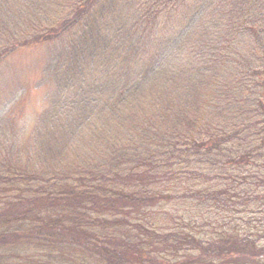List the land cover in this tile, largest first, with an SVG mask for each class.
I'll return each mask as SVG.
<instances>
[{
  "label": "trees",
  "instance_id": "obj_1",
  "mask_svg": "<svg viewBox=\"0 0 264 264\" xmlns=\"http://www.w3.org/2000/svg\"><path fill=\"white\" fill-rule=\"evenodd\" d=\"M114 1L55 0V21L38 0L32 15L0 6V60L62 49L86 19L69 7L93 14ZM123 1L108 45L83 31L69 49L78 70L54 84L58 104L32 138L0 117V264H264V0H208L210 21L206 0ZM204 23L208 41L189 29ZM150 49L158 73L147 83ZM197 57L200 69L185 67Z\"/></svg>",
  "mask_w": 264,
  "mask_h": 264
},
{
  "label": "rangeland",
  "instance_id": "obj_2",
  "mask_svg": "<svg viewBox=\"0 0 264 264\" xmlns=\"http://www.w3.org/2000/svg\"><path fill=\"white\" fill-rule=\"evenodd\" d=\"M143 0H141L142 2ZM213 2V0H211ZM116 2V3H115ZM103 3V2H102ZM96 5L93 7V14H97V18L89 11V13L84 14L83 12L75 9L74 7L68 8L67 16H70L72 13L77 14V18L81 16L85 20H81L83 23L79 26L77 30L72 33V36H69L68 44L64 46L62 49L58 50L57 45L55 44H41V45H32L28 47H20L13 51L12 53L8 54L4 59L0 60V117H2L6 122L7 126H11L10 133H13L14 130L18 131L16 133H20L24 131V135L28 137L32 136L30 134L31 129L33 128L34 124L36 123L37 116L40 112L45 111L48 107L52 108L54 104H58L57 98L55 96L54 84L58 85L59 82L64 81L65 78L63 76L65 70H67V66L70 65L69 72L77 71V65H75L71 60L70 53L74 52L75 49L78 50V46L75 45V40L80 38L83 31L88 32H97L101 33L104 38H101L99 44L102 43L103 45L109 44L108 37H115V31L119 30V24H122L124 21V16L128 13L127 7L126 9L122 8L124 1L118 0L114 1L112 5L109 3L104 4L101 6ZM31 4L32 0H0V6L7 10V12H13L15 10H21L27 13L28 15L31 14ZM38 14L48 18L50 20L55 21V17L61 10L60 7H57L58 3L55 0H38ZM139 3H137L138 5ZM113 6V7H111ZM233 6V7H232ZM66 7V6H65ZM101 7V8H100ZM111 7V8H110ZM204 7V18L206 21L211 20L212 11L208 6V0L203 5ZM233 8H236V3L229 6L228 14L233 19L232 12ZM66 15V13L64 12ZM163 18L162 22L165 19V12L162 13ZM111 17H115L116 20H111ZM222 18V14L219 16ZM13 18L16 22L19 23L21 19L20 15H14ZM80 19H78L79 21ZM28 23L30 26L31 23ZM164 24V23H163ZM204 23L201 26H194L190 27L189 29L192 30L193 35L198 34L200 37H205L207 41L209 40V35L212 34L211 30L205 28ZM83 29V30H82ZM204 29V30H202ZM146 31V32H145ZM150 31H153L152 28H145L143 30V35L147 36ZM124 32V31H123ZM123 36H127L126 33H123ZM7 32H3L5 34ZM94 34V33H91ZM96 34V33H95ZM83 35V34H82ZM86 35H89L86 34ZM137 36V35H136ZM139 37V31H138ZM8 38V36H7ZM128 38V37H127ZM126 38V39H127ZM136 38V37H135ZM88 40V39H87ZM91 37L88 40V43H85V46H82L85 50L83 53L87 56L88 51L96 50L93 46L86 48L87 46L91 45ZM108 40V41H104ZM113 42L114 40L111 39ZM118 40L119 46L122 44V37L121 35H116V42ZM104 41V42H103ZM114 45V44H113ZM243 47H245L243 45ZM247 47V46H246ZM9 47L5 46V50ZM92 48V49H91ZM69 49L72 51L69 53ZM80 49V48H79ZM248 50V47H247ZM63 52V53H62ZM66 53V54H65ZM157 53V52H156ZM63 55L62 61L60 63V69L58 68V56ZM69 55V60H68ZM139 56V54L137 55ZM156 54L154 53L153 49L148 50L145 53H140V57H143L141 62L145 65V70L149 73V81L151 82V78H153L158 72L152 74V69H150L151 64H153ZM135 56H132L129 52L121 53V59L126 60L129 62V68L133 65V59ZM88 63V61H86ZM140 62V66H141ZM200 58L197 57L194 60L187 61L186 68L193 69L194 71L201 68L202 64H199ZM73 63V64H72ZM90 66V64L88 63ZM99 64H96L95 67L97 68ZM87 66V65H86ZM64 69V71H63ZM138 69V68H137ZM142 69V68H141ZM139 69L138 71H140ZM63 73L61 74V72ZM138 71H132L130 73V77L132 79V74L135 76L136 79L140 78V74H137ZM60 75L59 78L55 77V75ZM54 76V78H53ZM148 76V75H147ZM53 86H52V85ZM125 85V83H123ZM122 85V86H123ZM147 86V92L151 93L152 91L157 89V87H152L151 85ZM127 89L130 87H127ZM157 91V90H156ZM50 92V93H48ZM146 99V98H144ZM141 103L149 104L152 103L151 99H147L142 101ZM165 119V118H164ZM30 134V135H29ZM34 139V138H33ZM32 139V140H33ZM37 143V141H35ZM69 162L75 160V157L71 155L69 157ZM72 160V161H71ZM165 208V207H164ZM170 209V207H168ZM255 218V216H252ZM151 227L156 226H163L165 227V222H155L150 221L149 223ZM149 226V225H148ZM166 231V228H165ZM212 233L213 231H209ZM215 234V232H214ZM213 234V235H214Z\"/></svg>",
  "mask_w": 264,
  "mask_h": 264
}]
</instances>
